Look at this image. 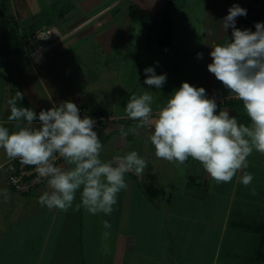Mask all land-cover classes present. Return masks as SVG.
I'll return each instance as SVG.
<instances>
[{
	"label": "crops",
	"instance_id": "0c3cea01",
	"mask_svg": "<svg viewBox=\"0 0 264 264\" xmlns=\"http://www.w3.org/2000/svg\"><path fill=\"white\" fill-rule=\"evenodd\" d=\"M8 22L0 21V124L8 101L22 92L17 106L37 113L62 100L89 109L127 116L131 95L151 91L153 108L188 82L223 98L238 122L243 103L211 74V46L231 37L221 21L233 4L247 10L236 27L255 31L264 22V0H0ZM55 27L58 36L43 41L44 56L31 54L33 33ZM138 40V44H131ZM133 45V47H132ZM203 53V58H197ZM167 74L157 90L144 84V69ZM244 121V122H243ZM120 119L96 126L102 158L136 151L147 161L141 175L126 174L127 189L110 216L81 208L49 210L38 203L46 181L29 193L9 185L0 149V264H264V154L253 152L245 187L239 175L217 184L189 158L179 167L158 159L147 129ZM61 160L58 164H62ZM7 190L9 199L4 200ZM254 190V191H253ZM112 227L105 229L102 220ZM107 233V234H106Z\"/></svg>",
	"mask_w": 264,
	"mask_h": 264
},
{
	"label": "clouds",
	"instance_id": "9594fccd",
	"mask_svg": "<svg viewBox=\"0 0 264 264\" xmlns=\"http://www.w3.org/2000/svg\"><path fill=\"white\" fill-rule=\"evenodd\" d=\"M247 10L238 4L228 9L220 22L231 37L211 46L208 71L239 99L249 123L238 122L228 108H220L206 89L188 82L174 90L163 105L153 108L151 91L131 95L124 111L135 121V129H147L148 139L158 159L184 165L189 158L197 161L217 184L229 183L239 175V182L249 186L254 176L246 171L248 157L255 151L264 154V22L255 24V31L236 27V18ZM48 32L41 39H46ZM202 59L203 53H197ZM144 84L161 89L167 74L157 75L153 67L144 69ZM17 91L8 101L15 131L0 124V149L10 159L18 158L23 165L33 166L47 190L38 203L49 210L67 212L83 208L91 215L110 216L118 194L126 190V174L141 175L147 161L136 151L102 158L104 144L96 130V120L80 115L74 102L65 100L39 113L30 107L17 106L23 99ZM62 160V164L57 161ZM254 191V190H253ZM4 200L9 193L4 190ZM111 229L109 220L101 221ZM107 234V233H106Z\"/></svg>",
	"mask_w": 264,
	"mask_h": 264
},
{
	"label": "built area",
	"instance_id": "2783aa9c",
	"mask_svg": "<svg viewBox=\"0 0 264 264\" xmlns=\"http://www.w3.org/2000/svg\"><path fill=\"white\" fill-rule=\"evenodd\" d=\"M48 32H53L46 39H41L42 36ZM58 36V31L55 27L43 26L37 28L33 33V37L36 40L33 50L31 51L32 57L37 61L41 62L44 56V46L42 45L43 41H50ZM65 101V100H62ZM60 101V102H62ZM58 102L57 105L60 103ZM73 102V101H71ZM225 102V99H217L218 104ZM75 103V102H74ZM80 109L81 117L87 115L96 120V126H99L104 123H111L118 121L120 119H128L127 116H117L113 113L107 111L92 110L86 107L85 105L75 103ZM130 120V119H128ZM132 121V120H130ZM136 123L135 121H132ZM61 160H58L59 163ZM3 167L6 171V177L8 183L12 186L15 191L21 193H29L35 190L40 184L44 182L41 178L38 177L34 171L33 166L23 165L18 158L9 159L4 164Z\"/></svg>",
	"mask_w": 264,
	"mask_h": 264
},
{
	"label": "trees",
	"instance_id": "16d2710c",
	"mask_svg": "<svg viewBox=\"0 0 264 264\" xmlns=\"http://www.w3.org/2000/svg\"><path fill=\"white\" fill-rule=\"evenodd\" d=\"M8 20H9V18L6 16V7L4 6L3 3H0V21L2 24H5L8 22ZM241 118L244 119L245 122L249 121V118L247 117V115L245 113L244 107L242 109ZM263 255H264V239L261 242V256H263Z\"/></svg>",
	"mask_w": 264,
	"mask_h": 264
},
{
	"label": "rangeland",
	"instance_id": "374dc122",
	"mask_svg": "<svg viewBox=\"0 0 264 264\" xmlns=\"http://www.w3.org/2000/svg\"><path fill=\"white\" fill-rule=\"evenodd\" d=\"M138 43H140V42H138V40H132L131 41V44H133V45H136V44H138ZM133 45H132V47H133ZM3 172L0 170V176H2L3 177ZM10 185V184H9ZM11 186V185H10ZM11 188H12V186H11Z\"/></svg>",
	"mask_w": 264,
	"mask_h": 264
}]
</instances>
